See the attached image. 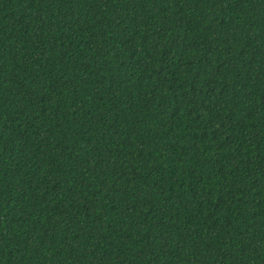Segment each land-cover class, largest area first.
<instances>
[{"label": "trees", "instance_id": "trees-1", "mask_svg": "<svg viewBox=\"0 0 264 264\" xmlns=\"http://www.w3.org/2000/svg\"><path fill=\"white\" fill-rule=\"evenodd\" d=\"M0 264H264V0H0Z\"/></svg>", "mask_w": 264, "mask_h": 264}]
</instances>
